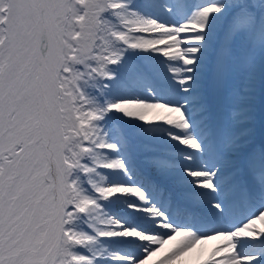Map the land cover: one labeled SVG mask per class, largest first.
Segmentation results:
<instances>
[{
    "label": "snow or ice",
    "instance_id": "snow-or-ice-1",
    "mask_svg": "<svg viewBox=\"0 0 264 264\" xmlns=\"http://www.w3.org/2000/svg\"><path fill=\"white\" fill-rule=\"evenodd\" d=\"M0 264H264V0H0Z\"/></svg>",
    "mask_w": 264,
    "mask_h": 264
},
{
    "label": "bare ground",
    "instance_id": "bare-ground-1",
    "mask_svg": "<svg viewBox=\"0 0 264 264\" xmlns=\"http://www.w3.org/2000/svg\"><path fill=\"white\" fill-rule=\"evenodd\" d=\"M191 259L194 261V259H195V253L192 254Z\"/></svg>",
    "mask_w": 264,
    "mask_h": 264
}]
</instances>
